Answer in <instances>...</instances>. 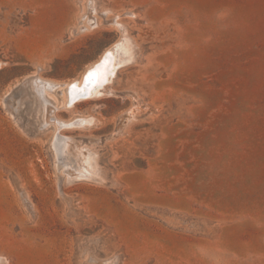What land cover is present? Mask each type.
Returning <instances> with one entry per match:
<instances>
[{"label": "rangeland", "instance_id": "obj_1", "mask_svg": "<svg viewBox=\"0 0 264 264\" xmlns=\"http://www.w3.org/2000/svg\"><path fill=\"white\" fill-rule=\"evenodd\" d=\"M0 264H264V0H0Z\"/></svg>", "mask_w": 264, "mask_h": 264}, {"label": "snow or ice", "instance_id": "obj_2", "mask_svg": "<svg viewBox=\"0 0 264 264\" xmlns=\"http://www.w3.org/2000/svg\"><path fill=\"white\" fill-rule=\"evenodd\" d=\"M101 78H102V74L98 70L97 71H93V72H90L88 74L86 82L87 83H97L98 84L100 82Z\"/></svg>", "mask_w": 264, "mask_h": 264}, {"label": "bare ground", "instance_id": "obj_3", "mask_svg": "<svg viewBox=\"0 0 264 264\" xmlns=\"http://www.w3.org/2000/svg\"><path fill=\"white\" fill-rule=\"evenodd\" d=\"M108 54V53H107ZM99 64V63H98ZM75 83V82H74ZM72 87H73V84H72ZM84 87V86H83ZM88 88H90V87H88ZM83 91V90H82ZM86 91H87V89H86ZM80 92V91H79ZM85 92V91H84ZM88 93V92H87Z\"/></svg>", "mask_w": 264, "mask_h": 264}]
</instances>
